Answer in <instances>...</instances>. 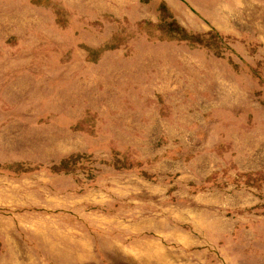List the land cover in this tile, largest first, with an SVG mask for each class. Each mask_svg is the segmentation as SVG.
<instances>
[{"label":"rangeland","instance_id":"rangeland-1","mask_svg":"<svg viewBox=\"0 0 264 264\" xmlns=\"http://www.w3.org/2000/svg\"><path fill=\"white\" fill-rule=\"evenodd\" d=\"M0 264H264V0H0Z\"/></svg>","mask_w":264,"mask_h":264}]
</instances>
